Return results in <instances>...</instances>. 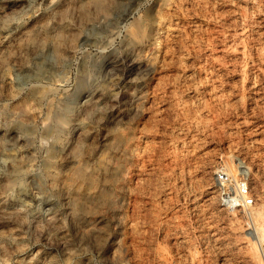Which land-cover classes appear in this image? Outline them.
<instances>
[{"label": "rangeland", "instance_id": "374dc122", "mask_svg": "<svg viewBox=\"0 0 264 264\" xmlns=\"http://www.w3.org/2000/svg\"><path fill=\"white\" fill-rule=\"evenodd\" d=\"M0 264H264V0H0Z\"/></svg>", "mask_w": 264, "mask_h": 264}, {"label": "built area", "instance_id": "2783aa9c", "mask_svg": "<svg viewBox=\"0 0 264 264\" xmlns=\"http://www.w3.org/2000/svg\"><path fill=\"white\" fill-rule=\"evenodd\" d=\"M217 186L222 202L232 208L243 206L250 192L248 169L243 165L237 175H230L226 170L217 174Z\"/></svg>", "mask_w": 264, "mask_h": 264}]
</instances>
